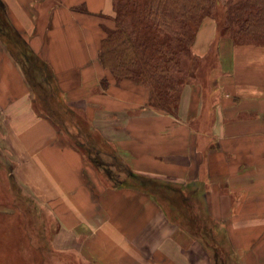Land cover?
Listing matches in <instances>:
<instances>
[{"label":"crops","instance_id":"crops-1","mask_svg":"<svg viewBox=\"0 0 264 264\" xmlns=\"http://www.w3.org/2000/svg\"><path fill=\"white\" fill-rule=\"evenodd\" d=\"M0 3L1 26L132 173L110 182L0 38V264H264V47L235 45L212 19L170 114L101 65L112 0Z\"/></svg>","mask_w":264,"mask_h":264},{"label":"trees","instance_id":"trees-1","mask_svg":"<svg viewBox=\"0 0 264 264\" xmlns=\"http://www.w3.org/2000/svg\"><path fill=\"white\" fill-rule=\"evenodd\" d=\"M112 1L116 26L106 30V37L101 42L98 57L101 65L110 71L116 82L127 79L146 88L149 105L172 114L177 108L181 89L180 84L167 75L179 65V55L189 52L195 27L203 17L212 14L219 0ZM225 6L220 35L228 36L237 46L264 47V0H228ZM126 19L128 23L123 21ZM1 24L2 21L0 38L18 56L34 85L36 100L44 105L49 117L68 133L72 143L94 165L104 171L114 186L120 184V179H116L119 176L117 168L125 175H132L113 151H107L102 142L92 137L86 122L63 102L48 65ZM103 155L112 159L116 177L111 169L98 161V156Z\"/></svg>","mask_w":264,"mask_h":264},{"label":"rangeland","instance_id":"rangeland-1","mask_svg":"<svg viewBox=\"0 0 264 264\" xmlns=\"http://www.w3.org/2000/svg\"><path fill=\"white\" fill-rule=\"evenodd\" d=\"M226 1H228V0H219L217 7L212 12V14L202 18L200 24L195 27V35H194L192 45L188 49L189 52L187 54L182 53L179 55V57H180L179 58V65L175 66V68H173L169 72V74L167 75L168 77L170 76L172 79H175V81H177V83L180 84L179 85L180 89H182L186 84H189L191 81H193L196 78L197 71L202 66L201 59L198 58V56H197L198 51H201L205 48V46H204V45H206L205 39H206V35L208 37V35L210 34L212 19L218 23L219 29H220V26L223 25L222 23L224 21V16H225L224 14H225V10H226V6H225ZM123 21L125 23L129 22L128 19L123 20ZM115 26L116 25L114 22V28H115ZM201 34H202V37H200V39H199V36ZM208 66H211V64H209ZM125 80H127V79H125ZM82 142L84 143V141H82ZM91 158L96 159L95 156H92ZM98 161L100 163H102L103 165H105L107 169H109V170L111 169V171H113L116 174V172H115L116 169H115V167L112 166V159L111 158H109L105 155L100 156V157L98 156ZM107 165L109 166V168L107 167ZM121 175H123V174H121ZM121 175L119 174V176L116 177L117 176V174H116V175H114V177H116V179L117 178L121 179V177H120Z\"/></svg>","mask_w":264,"mask_h":264}]
</instances>
